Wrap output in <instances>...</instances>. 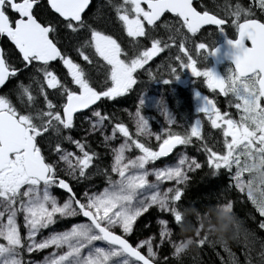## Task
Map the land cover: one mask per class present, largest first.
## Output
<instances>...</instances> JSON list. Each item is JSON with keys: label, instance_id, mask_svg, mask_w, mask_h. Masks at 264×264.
I'll return each mask as SVG.
<instances>
[{"label": "snow or ice", "instance_id": "snow-or-ice-1", "mask_svg": "<svg viewBox=\"0 0 264 264\" xmlns=\"http://www.w3.org/2000/svg\"><path fill=\"white\" fill-rule=\"evenodd\" d=\"M45 4L49 14L41 18L36 11L40 0H0V35L16 50L15 61L0 50V86L17 81L9 93L0 94V264H33L25 261L24 254L48 248L43 264H185L194 249L215 245L209 234L217 233V223L220 235L238 230L230 192L242 194L252 205L258 228L264 231V0H253L247 7L226 5L223 17L203 5L198 10L193 0H107L123 32L138 45L131 53L101 27L99 7L91 18L85 15L90 0H45ZM253 7L262 13L259 18ZM165 13L173 15L174 24H158ZM229 18L231 37L226 31ZM205 26L216 30L211 45L198 40ZM158 27L170 34L160 38ZM141 38L147 45L139 46ZM172 48L176 54L156 66L171 78L162 82H177L181 73H188L226 97V109L194 89L195 119L178 125L164 99L157 100L168 125L158 132L141 114L148 99L144 93L135 112L128 113L134 132L115 114L100 111L97 101L130 91L138 83V70ZM225 60L230 63L221 75L215 64ZM53 61L66 70L63 76L53 70ZM101 61L108 72L103 81L95 82L88 69ZM198 61L208 65L201 67ZM146 71L155 78L151 69ZM23 72L29 73L28 84L20 80ZM85 110L90 115H84ZM201 114L219 134L212 142L202 132ZM109 126L111 134H106ZM78 127L83 136L71 134ZM95 134L108 152L109 162L103 168L91 142ZM117 139L120 142L113 146ZM193 144L202 160L180 152L171 165L147 167L177 146ZM204 168L213 177L227 173L222 200L218 197L208 212L182 209L190 174ZM95 174L105 177L102 190L89 185L77 191L81 181ZM54 188L63 197L54 195ZM152 208L159 214L155 231L130 242L129 234ZM189 215L196 216L197 226L186 234ZM70 218L79 222L37 239L41 230ZM150 223L143 227L151 230ZM253 243L245 238L240 261L221 241L227 264H253ZM162 246L169 255H163ZM256 264H264V242Z\"/></svg>", "mask_w": 264, "mask_h": 264}, {"label": "trees", "instance_id": "trees-1", "mask_svg": "<svg viewBox=\"0 0 264 264\" xmlns=\"http://www.w3.org/2000/svg\"><path fill=\"white\" fill-rule=\"evenodd\" d=\"M99 7L100 11V25L101 27L105 28L108 34H112L115 37L119 38L122 46L128 49L131 53L132 51L136 50L138 45L135 41L131 38H128L126 34L122 30V24L118 20L115 19L114 15L109 11L107 7V0H92L91 5L86 10L85 15L89 18L93 16L94 13L97 12ZM37 15L41 18H47L49 14V10L46 8L45 0H40V6L37 8ZM91 23L92 20L89 19ZM165 23V22H164ZM162 21L159 23L163 25ZM165 37V36H164ZM143 40V38H141ZM0 42L3 47L4 54L7 58H10L12 61L16 60V50L14 45L5 37L0 35ZM69 46L73 41H69ZM147 41H145L144 45H147ZM141 43H139L140 46ZM143 45V46H144ZM72 55L76 56L75 53ZM79 58V57H76ZM28 72H23L20 75V80H24L25 82L28 81ZM16 82L15 79H11L8 82V88L14 86ZM81 122H78V125ZM75 135L83 136V132H78L76 129L72 133ZM102 137L99 134H95L92 137V144L95 151L99 152L101 155V159L98 162L100 167L103 168L105 164L109 162L108 152L107 149L101 143ZM196 148V147H195ZM193 156H198L196 150H192ZM160 162V161H159ZM229 182V177L226 172H221L219 175L213 177L208 174V169L204 168L202 170H198L192 174H190V182L187 185L186 191L183 195V200L181 203L182 209L192 210L195 209L197 211L203 210L204 212H208L217 202L218 197L222 200V192L225 186ZM89 185L93 186L94 190H101L105 187V177L102 174H95L91 175L89 180L81 181L79 186L77 187V191H82L83 188L88 187ZM53 193L57 197H63V192L59 189L54 188ZM229 199L235 201L233 207V213L236 216L237 221L239 222L238 230L233 231H225L224 234L220 235V231L215 238L214 246H206L200 250L194 249L185 257V264H193V257H195L197 264H221V257L224 258L225 264L228 261V255L224 252L223 248L220 246L221 241L226 243L231 251L236 254V257L243 261L244 256L242 255L241 248L245 245V238L249 242L253 243V264H256V260L258 258V251L260 249L259 244L256 240H259L258 232L259 229L257 227V220L258 215L253 211L252 205L244 199L242 194H238L236 192H230ZM252 210V212H251ZM158 212L155 208L150 209L147 213L143 215L142 218L139 219L138 223L135 225V231L129 236L130 242H136L139 239L145 238L146 235H152L156 229L157 224V216ZM213 213V217H214ZM78 222L77 218H70L68 220H57L52 226H56L58 229H66L70 226L71 223ZM150 223V229H145L143 225ZM215 223V219L213 220ZM207 225V222L204 224ZM218 223L216 224V226ZM197 226L196 223V216L189 215L187 223L184 226L183 231L186 234H190L194 228ZM246 235V236H245ZM243 237L242 239H238L237 237ZM249 237L251 239H249ZM255 240V241H254ZM161 251L163 255H169L167 247L162 246ZM219 253V255H217ZM39 257L38 253H25L24 259L25 261L29 260L30 258Z\"/></svg>", "mask_w": 264, "mask_h": 264}, {"label": "flooded vegetation", "instance_id": "flooded-vegetation-1", "mask_svg": "<svg viewBox=\"0 0 264 264\" xmlns=\"http://www.w3.org/2000/svg\"><path fill=\"white\" fill-rule=\"evenodd\" d=\"M236 3H239L242 6L247 7L248 5L253 3V0H194L193 5L196 6L198 10H201L200 6L203 5L205 8L212 9L213 11H219L221 16L223 17L225 15V11H224L225 6L229 4L234 6ZM252 11L256 14L255 18H259L260 15L262 14L258 7H253ZM161 21L162 23L167 21L168 24L171 25V24H174L175 18L173 17L171 13H165L161 17L158 24ZM226 31L228 32L230 37L234 35V30L230 26V18H229V27L226 28ZM168 34L170 33H168L167 28L158 27V31L156 32L157 36L164 39L166 35ZM2 36L3 35H1V37ZM216 38H217L216 30L211 26H205L201 30V32L198 33V40L208 42L210 45L213 43V41L216 40ZM144 44L145 43H142L140 44V46H143ZM175 54H176L175 48H172L171 50L165 49L161 53H158L156 57H153V59L149 61L147 65H145V70H138L139 72V75L137 77L138 83L137 85H134L130 91H128L127 93L119 97H115L112 100L102 98L101 101H97V105L100 111L102 113L106 112L109 114H115V117L119 118V122H124L126 126L129 127L130 132H134L132 122L128 119V113L135 112L136 105L139 103L140 94L144 93L146 96L147 91H151L152 94L155 92L158 93L159 100L164 99L169 111L172 113L178 125L179 124H190L191 121L195 119L197 101L193 95L194 89L200 91L202 95H207L209 96L210 99H213L217 107H219L221 110L226 109L227 108V98L226 97L220 94L218 90L213 91V90L207 89V87L203 84L202 79L192 78L190 74L188 73H181L182 79L177 82H173L169 84H165L162 82L163 79H171V78L167 76L163 68L160 70H157L156 66L167 63L169 57L174 56ZM194 58H196L195 54H194ZM77 60L79 62V58H77ZM51 63L53 64V70L59 75L63 76V74L66 71L63 68V66L58 61L51 62ZM198 63L201 67L208 65V62H204V61H198ZM229 63L230 62L227 60L222 61L220 63H216L215 64L216 71L219 74L223 75L225 72V69L229 66ZM146 69L152 70V75L153 77H155L154 79L149 78ZM88 72L91 78L93 79V81L99 82L105 79L107 72H108V68H107V65L101 61L96 66L88 69ZM185 77H187V79H185ZM147 78H148V81H147ZM22 81L25 84H28V82H25L24 80ZM8 82L9 81H7L5 85L0 86V94L9 93L10 90H12L17 83L16 81L13 87L10 86L8 88ZM33 91L35 92L34 85H33ZM48 91L50 93L52 92V90H48ZM12 95H13V98H15L14 93ZM146 97L148 99L146 101V104L141 108V114L145 115L146 118L149 119V125H150L151 130L153 132H158L160 130L158 127V121L165 120V117L163 116L159 107L156 104L157 100L154 99L152 101L149 96H146ZM228 110L231 111L232 109H228ZM84 115H90V112L85 110ZM79 121L80 120L77 121V124ZM116 122L117 120L114 118L113 124ZM83 126L87 127V122H84ZM76 130L78 132H83L81 131L79 127ZM104 131L106 134H111V126L105 128ZM202 132L205 135L208 142H212L216 140L219 135L216 130L211 129L209 122L206 120V118H203V116H202ZM117 135L119 136L118 133ZM195 147H196L195 144L184 147L187 155L193 156L192 150H196ZM180 148H183V147L178 146L177 149L174 151V153L171 156H169L167 159L169 160L173 158L176 151L179 150ZM197 153H198L197 158L202 160L204 158L202 153L200 152H197ZM20 219H22V217ZM258 223H259V220H257V227H258ZM216 228H217V233L214 236V238L218 235V232L220 231L219 224L216 226ZM259 231H260L258 232L259 240H256V241L257 243H262L264 242V231L260 229ZM233 232H235V230H233ZM131 234H129V236ZM237 238L242 239L244 241V236L243 237L239 236ZM249 239L251 238L249 237Z\"/></svg>", "mask_w": 264, "mask_h": 264}, {"label": "rangeland", "instance_id": "rangeland-1", "mask_svg": "<svg viewBox=\"0 0 264 264\" xmlns=\"http://www.w3.org/2000/svg\"><path fill=\"white\" fill-rule=\"evenodd\" d=\"M160 30V29H159ZM157 31H158V28H157ZM156 31V32H157ZM140 43L142 44V43H145L144 42V40H142V39H140ZM150 46V45H149ZM147 81H148V78H147ZM146 96H149L150 97V99L153 101L154 99H156V100H159V94L158 93H151V91H147L146 92ZM158 127H159V129H161L162 127H168V125H167V123H166V120H159L158 121ZM118 136V135H117ZM142 140L144 139V138H141ZM153 141L155 142V140H154V138H153ZM120 142V140L119 139H117V140H115V141H113V146L114 145H116V144H118ZM154 142H152L153 143V145H155V143ZM180 152H184V153H186V150H185V148L183 147V148H180L179 150H177L176 151V153L174 154V156H173V158H171V159H164V160H162V161H160V162H153V163H151V164H149V165H147V167H155V168H161V167H163V166H165V165H171V164H173L174 162H175V160H176V158H177V155H178V153H180ZM135 154H137V153H135V152H133V153H131V155H135ZM187 154V153H186ZM189 156V155H188ZM189 157H191V156H189ZM148 179L151 181V180H153L154 179V177H152V176H149L148 177ZM163 187H167L168 186V183L166 182L165 184H163L162 185ZM102 190V189H101ZM55 195V194H54ZM79 221V220H78ZM19 223L21 224V226H22V223H23V221H22V219H20L19 220ZM205 224V223H204ZM207 226L208 225H204V227L205 228H207ZM62 230H64L63 228H61V229H58L56 226H52V225H50L48 228H45V229H43V230H41V232L40 233H38V237H37V239H39L40 237H46V236H48L49 235V233H51V232H57V231H62ZM216 234H209V237L212 239V238H214V236H215ZM158 242V241H157ZM98 244H100L101 242H97ZM51 251V248H48V249H42V250H40V251H34L33 253H38L39 254V257H36V258H34V257H32V258H30L29 260H31L32 262H33V264H43V261H44V258H45V256H47L48 254H49V252Z\"/></svg>", "mask_w": 264, "mask_h": 264}, {"label": "water", "instance_id": "water-1", "mask_svg": "<svg viewBox=\"0 0 264 264\" xmlns=\"http://www.w3.org/2000/svg\"><path fill=\"white\" fill-rule=\"evenodd\" d=\"M91 2H92V0H90V5H91ZM193 2H194V0H193ZM90 5H89V6H90ZM88 8H89V7H88ZM163 15H164V14H162V16H163ZM0 50H3L1 44H0ZM53 62H55V61H53ZM173 151H174V150H173ZM171 154H172V153H170L169 155H171ZM169 155H168V156H169ZM168 156H166V157H168Z\"/></svg>", "mask_w": 264, "mask_h": 264}, {"label": "bare ground", "instance_id": "bare-ground-1", "mask_svg": "<svg viewBox=\"0 0 264 264\" xmlns=\"http://www.w3.org/2000/svg\"><path fill=\"white\" fill-rule=\"evenodd\" d=\"M6 37V36H5Z\"/></svg>", "mask_w": 264, "mask_h": 264}]
</instances>
